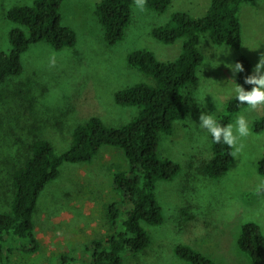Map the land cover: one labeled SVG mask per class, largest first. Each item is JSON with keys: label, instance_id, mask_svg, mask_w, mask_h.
<instances>
[{"label": "rangeland", "instance_id": "rangeland-1", "mask_svg": "<svg viewBox=\"0 0 264 264\" xmlns=\"http://www.w3.org/2000/svg\"><path fill=\"white\" fill-rule=\"evenodd\" d=\"M100 0H65L62 22L78 35L73 46L62 49L46 41L33 43L23 53L22 74L10 76L0 86V211L11 208L14 196L13 173L32 154L38 138L53 143L58 153L68 149L74 130L92 116L109 126H120L139 114V107L120 105L115 93L137 82L154 79L128 64L131 52L152 49L160 60H172L182 50L183 38L174 43L158 40L155 26L168 22L173 12L185 10L201 16L211 0H173L158 13L133 4V16L125 36L109 44L97 14ZM33 0H0V50H9L13 23L7 10ZM244 44L241 51L231 45L215 44L203 34L200 45L205 55L198 74L195 99L187 104L188 114L176 122L172 134H163L159 154L181 164L172 180L158 179L156 197L164 212L161 224H144L151 244L136 255L125 254L123 264H190L175 253L176 245L187 243L221 264H254L238 246L246 221L257 222L264 234V174L258 162L264 156V130H255V121L264 115V106L237 112L244 115L251 135L233 157L228 171L212 178L202 170L212 156L211 134L200 128L201 113L215 119L225 111L227 100L239 84L234 65L239 53L255 63L264 53V0L246 1L241 10ZM228 49L229 54L223 50ZM55 61L53 64L52 61ZM215 66V67H214ZM240 85V84H239ZM235 152V149H234ZM129 167L120 147L104 145L91 161L65 162L59 176L49 182L36 207L35 234L40 247L29 252V239L9 240L0 252V264H89L95 241L106 240L122 229L124 215L111 218L113 206L126 210L124 195L114 182V173ZM66 257V260L63 257Z\"/></svg>", "mask_w": 264, "mask_h": 264}, {"label": "trees", "instance_id": "trees-1", "mask_svg": "<svg viewBox=\"0 0 264 264\" xmlns=\"http://www.w3.org/2000/svg\"><path fill=\"white\" fill-rule=\"evenodd\" d=\"M65 0H33L31 4L14 5L7 10L13 23L9 32L10 49L0 50V86L10 76L22 74L23 53L36 42L46 41L56 49L73 46L77 42L76 30L62 22L61 7ZM173 0H147L146 7L158 13L165 12ZM246 1L211 0L205 14L193 15L185 10L172 13L167 23L155 26L153 35L165 43L183 38L182 50L172 60H160L150 48H140L128 56V64L154 79V83L137 82L115 93L120 105L139 107V114L120 126H109L99 116H92L74 130L71 146L58 153L53 143L38 138L32 144V154L13 173L14 196L11 208L0 211V252L12 239H29L23 246L34 252L40 247L35 234V211L41 193L47 184L56 179L65 162L91 161L102 146L122 148L129 162L127 169L114 173V182L123 192L126 210L113 206L114 223L123 214L122 229L106 240L95 241L93 261L89 264H123L125 254L136 255L152 242L146 224H161L165 217L157 200L155 189L158 179H174L181 164L159 154L163 134H172L176 122L188 114L187 104L195 99L200 84L198 74L205 55L200 45L203 34L218 45H231L241 51L244 44L241 10ZM134 0H100L97 14L109 44L125 36L133 16ZM244 71L237 72L240 85L250 90L245 77L252 73L255 63L247 54L239 53L236 62ZM236 99L227 100L225 111L216 119L221 124L232 123L234 115L246 107ZM255 130H264V115L255 121ZM212 156L204 161L202 170L212 178L223 176L233 160L234 149L215 143L211 136ZM264 174V156L258 162ZM259 191L264 194V186ZM239 248L247 253L254 264H264V234L255 221H246L238 237ZM178 257L190 264H221L187 243L175 247ZM66 260V257H63Z\"/></svg>", "mask_w": 264, "mask_h": 264}, {"label": "clouds", "instance_id": "clouds-1", "mask_svg": "<svg viewBox=\"0 0 264 264\" xmlns=\"http://www.w3.org/2000/svg\"><path fill=\"white\" fill-rule=\"evenodd\" d=\"M147 0H134V4L141 12L146 10ZM223 52L229 54L225 47ZM53 64L55 61H52ZM231 67L234 72L244 71L243 65L240 62L234 65H227ZM215 67V66H214ZM245 83L252 85L250 90H246L242 85L236 84L235 93L236 99L240 104L248 106V110H257L264 106V53L261 54L258 63L254 66L252 73L245 77ZM200 128L207 130L211 134L213 141L217 144L223 143L235 152L230 153L235 156L236 153L243 150V143L241 141L251 135V129L248 121L244 115H239L234 123L221 124L212 114L201 113Z\"/></svg>", "mask_w": 264, "mask_h": 264}]
</instances>
